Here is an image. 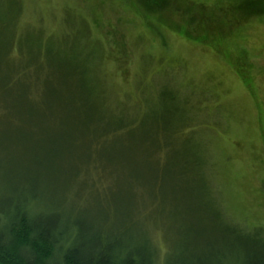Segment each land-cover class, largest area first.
Here are the masks:
<instances>
[{"label": "rangeland", "instance_id": "374dc122", "mask_svg": "<svg viewBox=\"0 0 264 264\" xmlns=\"http://www.w3.org/2000/svg\"><path fill=\"white\" fill-rule=\"evenodd\" d=\"M0 22L1 53L13 38L24 53L35 41L88 44L113 111L136 115L151 100L158 117L167 111L187 117L186 123L175 118L170 126L179 125L181 132L157 167V184L147 172L142 186L131 187L126 166L109 170L91 159L82 168L90 184L84 197L97 190L106 201L134 195L157 202L160 220H151L147 228L161 256L173 242L194 240L184 230L187 210L204 212L197 197L190 200L180 192H191L192 185L190 171L185 168L181 177L183 166L178 167L186 148L182 143L189 140L204 155L210 198L229 220L264 230V0H0ZM25 124L19 118L16 126ZM16 139L11 134V152ZM9 164L18 177L21 162Z\"/></svg>", "mask_w": 264, "mask_h": 264}, {"label": "trees", "instance_id": "16d2710c", "mask_svg": "<svg viewBox=\"0 0 264 264\" xmlns=\"http://www.w3.org/2000/svg\"><path fill=\"white\" fill-rule=\"evenodd\" d=\"M17 48L13 38L0 52V264H264V230L229 220L210 198L207 165L194 141L182 143L178 165L181 177L185 168L190 171L192 185L191 192H180L190 200L197 197L204 212L187 210L184 230L194 243L173 242L161 256L147 228L160 220L157 202L134 195L106 201L97 190L84 197L89 183L82 168L91 159L109 170L126 166L131 187L142 186L147 172L157 184V167L181 132L179 125L170 126L186 123L187 117L170 111L158 117L151 100L136 115L113 111L86 43L35 41L25 53ZM168 103L173 106L174 97ZM19 118L24 127L16 126ZM11 134L17 137L13 152ZM14 160L22 165L18 177L9 164Z\"/></svg>", "mask_w": 264, "mask_h": 264}]
</instances>
